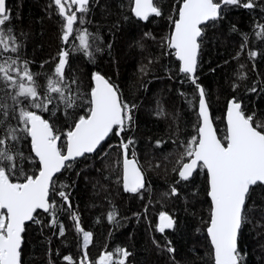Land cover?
<instances>
[{"label": "trees", "instance_id": "1", "mask_svg": "<svg viewBox=\"0 0 264 264\" xmlns=\"http://www.w3.org/2000/svg\"><path fill=\"white\" fill-rule=\"evenodd\" d=\"M259 2L264 4V0ZM159 3L163 15L145 23L132 16L131 0H98L97 3L90 0L85 23L74 28H86L92 34L93 49L97 46L102 49L95 53L93 63L76 50L79 41L75 39V32L68 43L63 42V22L55 5L49 7L51 0H6L12 15L10 26L20 48L17 53L0 50V63L9 57H19L18 64L27 60L43 98L47 94V78L52 76L58 63V53L66 50L69 57L65 84L72 89L73 96L79 94L76 100L79 106L70 110L72 115L67 118L63 114L64 104L55 93L51 94L49 108L56 109L57 116L40 109L30 110L66 132L65 124L71 125L79 115L87 114L91 77L99 72L118 86L125 101L137 105L133 128L122 135L125 139H134L130 154L135 151L146 179L145 188L137 195L122 193L118 163L120 137L110 135L96 154L78 160L72 170L57 175L58 185L69 186L63 190L70 193L72 208L67 209V205L61 208L62 201L56 197V227L48 226L49 215L42 212L43 225H27L22 264H66L64 256L72 255L75 259L82 256V234L76 231L72 213L79 216L84 230L93 233L88 251L94 255L124 248L131 253L126 264H213L205 235L210 209L206 175L200 172L189 181L176 183L179 178L174 172L184 151L181 144L195 134L198 102L195 86L178 73L179 64L174 55L165 54L171 50L162 47L163 38L173 28L169 16L176 18L174 8L180 0H159ZM125 16L129 18L125 20ZM257 23L264 24V12L259 8L227 6L224 19L210 22L206 29L196 75L198 83L205 88L210 113L221 138L225 136V106L233 97L242 101L247 113L256 112V119L264 120V39L256 35ZM92 37L97 39L93 42ZM251 51L257 52L254 59L249 56ZM241 74H246L247 79H239ZM73 79L76 84L71 83ZM234 84L239 85L235 90ZM253 87L256 92L250 91ZM13 91L0 80V103L9 105V110L13 101L8 93ZM8 126L16 128L22 138L19 142L8 140L6 145H0V150L7 149L12 154L19 151L26 157H34L30 153L29 137L19 132L23 126L17 120L10 119L5 126H0V137L7 135ZM157 141L161 142L159 146ZM61 142H64L63 136ZM27 171L29 174L37 171L33 160H29ZM12 179L19 182L16 177ZM173 186L179 194L166 195ZM255 199L257 204H264L259 194ZM161 212L172 216L175 228L163 233L158 230L157 218ZM109 213H115L111 222L107 219ZM250 215L253 223L243 229L239 247L245 254L244 264H264V228L256 224V221L264 223V213L255 211ZM61 223L64 236L58 232ZM169 247L175 251L169 252Z\"/></svg>", "mask_w": 264, "mask_h": 264}, {"label": "snow or ice", "instance_id": "2", "mask_svg": "<svg viewBox=\"0 0 264 264\" xmlns=\"http://www.w3.org/2000/svg\"><path fill=\"white\" fill-rule=\"evenodd\" d=\"M92 2L97 3L98 0ZM89 3L90 0H51L49 7L55 5L57 14L62 19L63 42L68 43L75 32V39L79 41L76 50L94 63L95 53L102 49L98 46L93 49V44L90 43L92 34L86 28H74V25L85 23V14L90 11ZM227 6L259 8L264 12V4L259 0H180L179 6L174 8L176 18L169 16L173 28L163 38L162 47L171 50L165 54L174 55L179 62L178 73L183 74L198 92L197 123L193 125L195 134L181 144L184 151L177 162L179 167L174 169L179 177L176 183L189 181L194 174L204 172L208 185L207 196L210 198L206 232L212 247L211 258L214 264H244L245 254L239 247L240 236L243 229L253 223L251 213H264V204H257L255 199L259 194L260 199L264 200V120L256 119V112L247 113L242 101L233 97L227 106L226 135L219 137L213 124L205 88L198 83L196 75L198 57L209 22L224 19V9ZM131 14L138 21L147 23L151 18L161 17L163 12L159 0H131ZM128 18L124 17L125 20ZM11 21V10L7 7L6 0H0V50L17 53L20 45L14 28L10 26ZM256 27L259 29L256 35L264 39V24L257 23ZM235 30L233 26V31ZM145 36H151V33H145ZM92 39L94 42L97 37ZM244 47L242 44V50ZM249 56L254 59L257 52L251 51ZM68 57L69 52L66 50L58 53V63L52 76L47 78V94L43 98L27 60L18 64L19 57H9L0 63V80L6 87L14 90L8 93L13 101L11 110L6 103H0V126H5V122L10 119L17 120L23 126L19 132L30 137V153H34V157H26L23 152L12 154L7 149L0 150V264H22V246L25 243L27 224L43 225L41 211L49 215L48 226H57L56 197L62 201L61 208L63 205H67V209L72 208L70 193L63 190L69 186L58 185L57 174L72 170L79 158L86 159L87 154L95 153L110 135L120 137L118 147L121 150V160L118 163L122 166L123 190L136 194L145 188V175L134 150L131 151L130 158V149L135 141L131 137L125 139L122 135L132 130L137 105L125 101L118 86L104 75L99 72L92 75L94 86L88 93L90 99L87 101V114L79 115L71 125L65 124L68 128L66 132L58 129L54 122L30 110L40 109L53 117L57 116V110L49 108L52 93L58 94L59 100L64 104L65 118L72 115L70 110L79 106L76 103L79 94L73 96L72 89L65 84ZM239 79H247V75L241 74ZM180 82L183 83L184 80ZM71 83L76 84L77 81L73 79ZM237 87L239 85L234 84L233 90ZM250 91L256 92L257 89L253 87ZM21 97L24 99L21 100ZM188 102L192 103L191 100ZM17 131L8 126L7 135L0 137V145H6L8 140L19 142L22 136H18ZM62 136L64 142H61ZM160 143L157 141V146ZM29 160H33L36 165L37 171L33 174L27 171ZM13 177L19 182H13ZM178 194L177 188L173 186L166 195ZM114 218L115 213L108 214L110 222ZM72 219L76 231L82 234L83 254L79 261L72 255L64 256L66 264H126L131 253L124 248L106 252L96 262L90 261L87 250L93 233L81 227L77 214L72 213ZM256 224L264 228L261 221H256ZM175 226L176 221L172 216L165 212L159 214L158 230L161 233ZM58 232L60 236L65 235L62 223L58 226ZM168 251L174 252L175 249L169 247Z\"/></svg>", "mask_w": 264, "mask_h": 264}, {"label": "water", "instance_id": "3", "mask_svg": "<svg viewBox=\"0 0 264 264\" xmlns=\"http://www.w3.org/2000/svg\"><path fill=\"white\" fill-rule=\"evenodd\" d=\"M134 17V16H133ZM134 19L135 20H137L135 17H134ZM138 21V20H137ZM139 22H141V21H139ZM210 23V22H209ZM176 60V59H175ZM177 61V60H176ZM178 62V61H177ZM178 64H179V62H178ZM91 82H92V86H94V81L92 80V77H91ZM197 95H198V92H197ZM231 99H229L228 101H227V103H226V106H225V111H224V118H223V122H224V127H225V135H226V128H227V106H228V103H229V101H230ZM197 110H198V102H197ZM197 110H196V113H197ZM213 124H214V122H213ZM214 127H215V125H214ZM107 140V139H106ZM105 140V141H106ZM104 141V142H105ZM29 142H30V137H29ZM104 142H102V144H104ZM102 146V145H101ZM100 146V147H101ZM100 147L97 149V151L95 152V153H92V154H87V157H89V156H93L94 154H96L97 152H98V150L100 149ZM32 155L34 156V153H32ZM130 158H131V156H130ZM80 159H82V158H79L78 160H80ZM120 160H121V150H120ZM120 169H121V171H120V174L122 175V166H121V164H120ZM58 175V174H57ZM178 176V175H177ZM179 178V177H178ZM120 182H121V189H122V193L123 194H127V195H135V194H133V193H127V192H125L124 190H123V186H122V179H121V177H120ZM145 184H146V179H145ZM207 188H208V185H207ZM143 190V189H142ZM141 190V191H142ZM207 199H208V201H209V204H210V198L207 196ZM42 212V211H41ZM43 213V212H42ZM157 223H158V225H159V217L157 218ZM28 224H30V222L28 223ZM27 224V225H28ZM166 230H169V229H166ZM205 235H206V238H207V240H208V243H209V245H210V248H211V250H212V247H211V244H210V238L207 236V232H206V228H205ZM81 258H79L78 259V261L80 260ZM213 264H214V261H213Z\"/></svg>", "mask_w": 264, "mask_h": 264}, {"label": "flooded vegetation", "instance_id": "4", "mask_svg": "<svg viewBox=\"0 0 264 264\" xmlns=\"http://www.w3.org/2000/svg\"><path fill=\"white\" fill-rule=\"evenodd\" d=\"M6 5H7V4H6ZM89 249H90V248H89ZM87 251H88V250H87ZM82 254H83V253H82ZM103 254H104L103 252H100V253H98L97 255H94V253H91V252L88 251L89 259H90V261H92V262H96V261H98V258H99L101 255H103ZM79 258H82V256L76 258V260L78 261Z\"/></svg>", "mask_w": 264, "mask_h": 264}, {"label": "rangeland", "instance_id": "5", "mask_svg": "<svg viewBox=\"0 0 264 264\" xmlns=\"http://www.w3.org/2000/svg\"><path fill=\"white\" fill-rule=\"evenodd\" d=\"M137 195V194H136Z\"/></svg>", "mask_w": 264, "mask_h": 264}]
</instances>
